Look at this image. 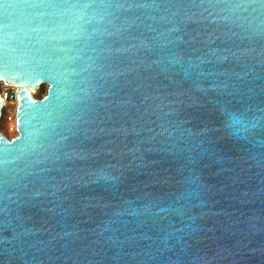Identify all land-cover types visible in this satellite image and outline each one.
Returning a JSON list of instances; mask_svg holds the SVG:
<instances>
[{"label":"water","instance_id":"1","mask_svg":"<svg viewBox=\"0 0 264 264\" xmlns=\"http://www.w3.org/2000/svg\"><path fill=\"white\" fill-rule=\"evenodd\" d=\"M0 82V264H264V0H0Z\"/></svg>","mask_w":264,"mask_h":264},{"label":"built area","instance_id":"2","mask_svg":"<svg viewBox=\"0 0 264 264\" xmlns=\"http://www.w3.org/2000/svg\"><path fill=\"white\" fill-rule=\"evenodd\" d=\"M18 88L13 84H6L5 88L0 90V99L2 101V118L5 128L8 133H16V108H17V94Z\"/></svg>","mask_w":264,"mask_h":264},{"label":"rangeland","instance_id":"3","mask_svg":"<svg viewBox=\"0 0 264 264\" xmlns=\"http://www.w3.org/2000/svg\"><path fill=\"white\" fill-rule=\"evenodd\" d=\"M5 85L6 84H3V83L0 82V90L4 89ZM46 91H47V86L46 85H41L40 88L32 90L33 96L36 97V98L43 97L46 94ZM0 129H1V132L4 135L8 136V137H12V136L15 135V133H8V131L5 128L4 121L0 122Z\"/></svg>","mask_w":264,"mask_h":264},{"label":"bare ground","instance_id":"4","mask_svg":"<svg viewBox=\"0 0 264 264\" xmlns=\"http://www.w3.org/2000/svg\"><path fill=\"white\" fill-rule=\"evenodd\" d=\"M33 93V92H32Z\"/></svg>","mask_w":264,"mask_h":264}]
</instances>
